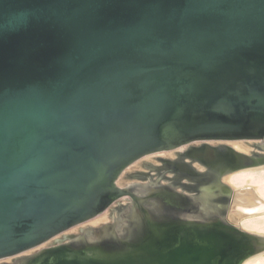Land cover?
Here are the masks:
<instances>
[{"label":"water","instance_id":"obj_1","mask_svg":"<svg viewBox=\"0 0 264 264\" xmlns=\"http://www.w3.org/2000/svg\"><path fill=\"white\" fill-rule=\"evenodd\" d=\"M240 140L264 142V0H0V264H242L264 237L218 205L117 183L196 142L241 167L208 143Z\"/></svg>","mask_w":264,"mask_h":264},{"label":"bare ground","instance_id":"obj_2","mask_svg":"<svg viewBox=\"0 0 264 264\" xmlns=\"http://www.w3.org/2000/svg\"><path fill=\"white\" fill-rule=\"evenodd\" d=\"M208 143L225 152L232 149L244 153L252 157L253 161L244 163L241 167L232 165L229 161L207 164L203 161V157H195L196 153L191 150L193 146L202 144L196 142L138 159L123 171L117 183L120 187L139 183L169 185L189 196L204 199L213 210L218 205V208L224 209V217L228 223L252 235L264 237V142L240 140ZM229 166L232 168L225 170L220 176L219 171ZM168 167H176L179 174L170 172ZM130 201L129 197L121 199L97 217L71 228L27 253L61 241L65 235L78 233L88 227L101 226L117 217L121 218L122 208ZM12 259L7 258L6 261L11 262ZM242 264H264V250L248 257Z\"/></svg>","mask_w":264,"mask_h":264},{"label":"flooded vegetation","instance_id":"obj_3","mask_svg":"<svg viewBox=\"0 0 264 264\" xmlns=\"http://www.w3.org/2000/svg\"><path fill=\"white\" fill-rule=\"evenodd\" d=\"M168 169L173 172V173H176V174H179V171L176 169V167H168ZM184 176H187V175H184Z\"/></svg>","mask_w":264,"mask_h":264},{"label":"rangeland","instance_id":"obj_4","mask_svg":"<svg viewBox=\"0 0 264 264\" xmlns=\"http://www.w3.org/2000/svg\"><path fill=\"white\" fill-rule=\"evenodd\" d=\"M164 166V165H163ZM171 172V171H170ZM168 175H171V174H168ZM183 180H185V179H183ZM229 199V196H228V198H227V200ZM123 203V202H122ZM81 229V227L79 228V230Z\"/></svg>","mask_w":264,"mask_h":264}]
</instances>
